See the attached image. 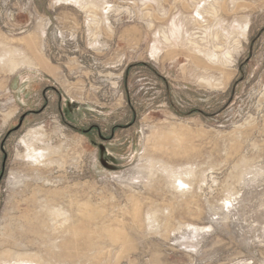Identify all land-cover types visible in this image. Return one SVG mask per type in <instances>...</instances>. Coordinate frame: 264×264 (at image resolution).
Returning a JSON list of instances; mask_svg holds the SVG:
<instances>
[{
	"label": "rangeland",
	"instance_id": "1",
	"mask_svg": "<svg viewBox=\"0 0 264 264\" xmlns=\"http://www.w3.org/2000/svg\"><path fill=\"white\" fill-rule=\"evenodd\" d=\"M0 264H264V0H0Z\"/></svg>",
	"mask_w": 264,
	"mask_h": 264
}]
</instances>
